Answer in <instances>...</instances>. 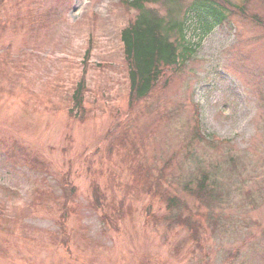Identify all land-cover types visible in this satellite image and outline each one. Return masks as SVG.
Returning a JSON list of instances; mask_svg holds the SVG:
<instances>
[{
    "label": "rangeland",
    "instance_id": "rangeland-1",
    "mask_svg": "<svg viewBox=\"0 0 264 264\" xmlns=\"http://www.w3.org/2000/svg\"><path fill=\"white\" fill-rule=\"evenodd\" d=\"M230 1L132 101L127 0H0V264H264V0Z\"/></svg>",
    "mask_w": 264,
    "mask_h": 264
},
{
    "label": "trees",
    "instance_id": "trees-1",
    "mask_svg": "<svg viewBox=\"0 0 264 264\" xmlns=\"http://www.w3.org/2000/svg\"><path fill=\"white\" fill-rule=\"evenodd\" d=\"M127 2V6L132 7L137 13L121 32L132 101L148 97L163 77V71L177 65L183 57L194 50V45L186 40L185 34L190 17L198 19L204 28L209 29L225 23L232 13L243 11L230 0H189L188 2L127 0ZM161 7L164 8L163 12ZM86 90V79L82 77L72 92L71 113L76 112V117L81 118L86 112ZM67 190L69 193L74 191L70 183L67 185ZM189 191L203 200L218 195L217 188L211 183L207 173L198 178V184ZM212 220L216 218L213 217Z\"/></svg>",
    "mask_w": 264,
    "mask_h": 264
}]
</instances>
